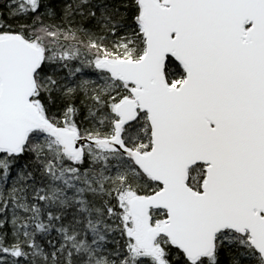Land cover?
I'll return each instance as SVG.
<instances>
[{"label":"snow or ice","instance_id":"1","mask_svg":"<svg viewBox=\"0 0 264 264\" xmlns=\"http://www.w3.org/2000/svg\"><path fill=\"white\" fill-rule=\"evenodd\" d=\"M0 264H264V0H0Z\"/></svg>","mask_w":264,"mask_h":264}]
</instances>
